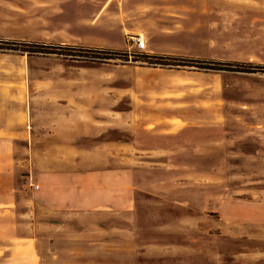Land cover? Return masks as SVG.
<instances>
[{
	"label": "rangeland",
	"instance_id": "374dc122",
	"mask_svg": "<svg viewBox=\"0 0 264 264\" xmlns=\"http://www.w3.org/2000/svg\"><path fill=\"white\" fill-rule=\"evenodd\" d=\"M0 39L57 46L0 50L25 73L0 97V243L39 264H264V0H0ZM57 126L91 186L72 214L35 210Z\"/></svg>",
	"mask_w": 264,
	"mask_h": 264
},
{
	"label": "crops",
	"instance_id": "0c3cea01",
	"mask_svg": "<svg viewBox=\"0 0 264 264\" xmlns=\"http://www.w3.org/2000/svg\"><path fill=\"white\" fill-rule=\"evenodd\" d=\"M16 71H12L11 73H7L6 75L0 71V97L4 93H11L15 91L16 86H8L6 83H11L13 85L19 84L23 81H25V73H16ZM138 73H144V72H139ZM0 109V119L5 115L3 111ZM4 128H2L3 136H5L7 133H4V130L6 129V124L3 125ZM55 128V127H54ZM57 132H53L51 134V141H56L58 142L57 145H53L54 148H51L50 150V171H51V178H52V183L50 184V190L54 193V197L49 201V202H37L35 204V210H37L38 205L43 207V206H48L52 208V211H63L69 214L73 209L76 208V205H79L75 198L72 196L73 191L76 190H85L88 187H91L90 185L86 186L85 184H82L83 181L76 183V176L74 175V164H79V162L75 161L74 157L76 156L74 153V150H69V149H64L62 145L59 144V142H64L65 140L62 139L59 141L58 138L62 134L61 130H59V126H57ZM55 130V129H54ZM1 131V130H0ZM61 133V134H60ZM56 136V137H55ZM5 140V138H3ZM7 140V138H6ZM119 148H122V145H120ZM78 154H81V157H88L91 156L92 151L87 150H78ZM39 154V153H38ZM44 155V150L40 151V155L38 157H43ZM115 157H122V150L121 149H116L115 153L112 154ZM121 162V161H120ZM42 166V163L40 164ZM39 166V165H36ZM57 166V167H56ZM83 174V173H82ZM75 176V177H74ZM82 179H84V175H80ZM121 178V175H120ZM56 179V181H55ZM79 179V177H78ZM116 180V179H115ZM8 189H10V185L8 186ZM37 189V188H35ZM120 193L122 191V187L120 185L119 187ZM115 190H117V186H115ZM13 195L11 192H5L2 196L1 199L4 203L2 211H0V214L3 218L10 214V210L6 209L5 206L10 205L8 204L9 202L12 201ZM72 214V213H71ZM37 216V213H36ZM34 221H38L37 218L34 219ZM54 225V224H53ZM10 235V238H18V239H26V236H20V235ZM11 242H7L3 240L0 243V264H28V262H21V258H27L30 257V264H39L40 261L37 257L38 250L35 249V252L33 251H27L24 253L23 252V247H21V242H15V244L10 245ZM26 250V249H25ZM34 254L35 257L31 254Z\"/></svg>",
	"mask_w": 264,
	"mask_h": 264
},
{
	"label": "trees",
	"instance_id": "16d2710c",
	"mask_svg": "<svg viewBox=\"0 0 264 264\" xmlns=\"http://www.w3.org/2000/svg\"><path fill=\"white\" fill-rule=\"evenodd\" d=\"M32 48L30 49H25L22 46H28ZM20 46V47H19ZM52 47H57L54 45H47L43 43H37V42H25V41H17V40H10V39H0V50H8L11 52H20V53H27V54H48V53H53L50 50ZM82 50H87V51H99L95 49H82ZM101 51V50H100ZM102 52H112V51H102ZM75 56V55H72ZM157 58H167V57H161V56H156ZM186 60L188 63H183L179 64L182 66H194L197 67L198 69L202 70H225V71H245V70H240L238 67L239 66H249V67H254L255 65H242L238 63H233V62H220V61H210V60H194V59H182ZM160 65H165V63L158 62ZM193 63H197L198 65H195ZM223 66V67H222ZM225 66V67H224Z\"/></svg>",
	"mask_w": 264,
	"mask_h": 264
},
{
	"label": "built area",
	"instance_id": "2783aa9c",
	"mask_svg": "<svg viewBox=\"0 0 264 264\" xmlns=\"http://www.w3.org/2000/svg\"><path fill=\"white\" fill-rule=\"evenodd\" d=\"M131 42L132 45L138 50H143L145 47L144 39L140 35L131 36ZM33 187L38 188V185L35 184Z\"/></svg>",
	"mask_w": 264,
	"mask_h": 264
}]
</instances>
